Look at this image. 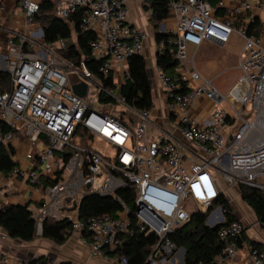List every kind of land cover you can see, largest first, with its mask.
<instances>
[{
  "label": "built area",
  "instance_id": "built-area-1",
  "mask_svg": "<svg viewBox=\"0 0 264 264\" xmlns=\"http://www.w3.org/2000/svg\"><path fill=\"white\" fill-rule=\"evenodd\" d=\"M17 1L24 28L15 32L17 43L7 37L0 54V71L9 79V88L0 90V122L19 133L25 145V166L16 164L10 173L25 179L39 197L29 208L37 231L45 219H66L73 232L86 228L90 233L80 237L93 256L114 264H128L126 257L109 254L125 236L154 235L147 264H182V252L170 235L191 218L187 199L204 211L227 197L230 187L244 185L264 193V46L247 32L250 2H170L172 24H159L158 31L167 37L155 40V59L169 54L173 74L157 63L152 67L167 109L160 122L150 109H137L118 93L129 77V59L144 54L148 38L145 29L129 22L127 0H53L61 19L83 10L79 27L95 34L88 46L96 73L86 66L89 58L75 62L57 50L64 48L63 39L44 40L43 28L32 21L41 0ZM256 4L264 9V0ZM5 10L0 2V16ZM234 34L242 47L226 78L205 76L195 67L194 53L188 57L189 45L198 48L208 41L223 46ZM79 82L87 85L83 97L72 90ZM90 86L95 87L93 100ZM101 95L110 100L98 109ZM112 107L120 115L112 114ZM14 132L0 135V144H8ZM96 139L113 149L111 158L93 148ZM121 189L129 192L131 205L117 195ZM89 194L110 196L121 209L115 216L80 220L79 204ZM221 214L219 207L213 210L210 223L221 222ZM244 229L240 219L219 228L218 264L232 262L240 243L251 264H264V249L244 241Z\"/></svg>",
  "mask_w": 264,
  "mask_h": 264
},
{
  "label": "trees",
  "instance_id": "trees-1",
  "mask_svg": "<svg viewBox=\"0 0 264 264\" xmlns=\"http://www.w3.org/2000/svg\"><path fill=\"white\" fill-rule=\"evenodd\" d=\"M172 0H143V8L149 12V21L154 30L156 41L165 39L167 36L158 31L159 24L167 18L169 4ZM216 6L219 0H204ZM82 9L75 11L69 20L59 18L54 13L53 0H41L40 6L32 21L38 23L43 28L44 40L48 43H57L63 39L65 46L57 48L67 59L79 62L82 57H91L89 42L95 38V34L90 31H83L79 27ZM261 22L257 17L252 18L248 23V34L258 35L260 33ZM156 63L168 74H173L174 62L169 54H158ZM86 66L93 73L97 70L94 61L89 58ZM129 77L124 79L118 88V93L122 94L129 105L141 110H149L153 107V87L147 70V62L143 55L132 56L128 61ZM110 78V77H109ZM103 80V79H102ZM106 86H111L110 79H104ZM9 88L8 75L0 71V90ZM109 98L101 95L98 102L101 104L109 102ZM100 109V107L98 108ZM14 132L7 125L0 122V135ZM14 149L9 144H0V171L4 174L10 173L16 163L12 160ZM117 195L126 200L131 205L129 192L121 189ZM241 199L249 206L256 216L259 224L264 228V193L256 188L244 186L240 187ZM213 204L219 205L222 209L223 220L210 226L206 223ZM209 205L207 211L195 210L191 214L190 220L175 230L170 237L179 248H184L183 264H218L216 256L221 251L222 242L218 238L217 232L220 227L227 225L235 219L228 199L224 196L218 198ZM121 209L120 203L110 196H100L89 194L82 198L78 208V218L85 221L91 216L104 213L115 216ZM0 227L10 238L20 239L26 242L37 237L35 220L31 216L29 204H11L0 208ZM243 232V235L245 233ZM73 233L71 223L68 220L55 221L45 219L42 223L40 237L53 241L56 244L64 243ZM81 234L90 237V233L85 228ZM154 235L134 232L123 238L122 244L109 254L124 256L128 264H147L146 259L155 242ZM257 249H264V246L253 240H247ZM45 258H38L36 262H43ZM33 262V263H36Z\"/></svg>",
  "mask_w": 264,
  "mask_h": 264
},
{
  "label": "crops",
  "instance_id": "crops-1",
  "mask_svg": "<svg viewBox=\"0 0 264 264\" xmlns=\"http://www.w3.org/2000/svg\"><path fill=\"white\" fill-rule=\"evenodd\" d=\"M228 1L231 2L238 0ZM245 1H248L253 5L250 12L252 18L257 17L261 22L260 33L257 36L260 38L261 43L264 46V9L256 4V0ZM0 2H3L6 7L5 13L0 16L1 54L5 49V41L8 36H12L15 43L18 42V37L15 32L24 28V15L17 0H0ZM143 4V0H127L128 19L130 23L142 27L147 32L148 38L145 42L143 56L145 57L146 62L148 61L147 66L150 64L153 67L156 63L154 30L151 22L149 21V12L144 10ZM162 22H165L167 25L172 24V20L168 18V16ZM227 43L223 46H217L211 42L205 41L198 48H194L191 45H189L188 48H191V50L194 51V55L199 59V63H205V65H207L210 62V57L213 56L215 50L224 48ZM240 50L237 58L240 54ZM224 66L222 69L226 67ZM212 70L213 69L208 70L207 73H204L202 70L199 71L210 78ZM215 75L216 73L213 76ZM155 85L157 87L156 82ZM152 89H154L152 91L153 107L150 109V113L155 120L161 122L167 115L165 101L161 96L159 88ZM8 144L14 149L12 160L21 167L25 166L26 160L23 156L25 145L21 142L19 133L14 132ZM38 200L39 197L37 193L25 181V179L15 177L14 175H11V173L4 174L0 171V208L11 204H29L30 208L31 206L37 205ZM232 212L235 219H240L245 224L246 230L243 235V240H253L264 246V229L260 226L253 211L248 207L247 213L250 215L248 219L237 210L232 209ZM219 220L221 221L220 216ZM258 225L260 226L259 228H257ZM251 227H254V229L250 230ZM3 235H5V238H2ZM80 236L81 232H73L71 236L62 244H56L51 240L40 237L39 235L32 241L26 242L20 239L10 238L0 227V264H17L22 261L33 263L36 262L35 260L38 258L56 261L69 260L73 264H114L93 256L89 247L81 241ZM224 264H251L247 258L245 245L240 243L233 261Z\"/></svg>",
  "mask_w": 264,
  "mask_h": 264
},
{
  "label": "rangeland",
  "instance_id": "rangeland-1",
  "mask_svg": "<svg viewBox=\"0 0 264 264\" xmlns=\"http://www.w3.org/2000/svg\"><path fill=\"white\" fill-rule=\"evenodd\" d=\"M224 1H225V4L229 3L228 0H224ZM241 46H242V39L234 34L233 36H231L230 40L228 41V43L226 44V46L224 48H219V49L215 50L213 56L210 57V62L207 65H205V63H199V59L197 57H195V66L199 70H202L204 73H207L208 70L213 69L212 72L210 73L211 74L210 78L215 73L218 76L222 75L224 78H226L227 77L226 73L228 71H231L234 68V66L236 67L237 55H238V52H239ZM193 53H194V51L191 50V48L190 49L188 48V57H190L192 59ZM227 64H229V65H227ZM224 65L225 66L227 65V66L225 67ZM223 66L225 67L224 69H222ZM147 70H148V74L150 76L152 87L153 88H157L156 85H155L156 81L154 80V71H153V68H152V66L150 64H148ZM212 78H214V76ZM94 90H95V87L94 86H90L89 91H88L92 100L94 99V97H93V91ZM95 107L96 108H99V107L103 108V107H106V106H103L102 104L97 103L95 105ZM109 110L114 115L115 114L120 115L119 114L120 112H118V108L114 109V107H112V108H109ZM93 148L98 150L103 156H106V157H109V158H111V156L114 153L112 148H110L106 144H103L98 139H96L93 142ZM226 198L228 199V202H229V204L231 206V209L237 210L239 213L243 214L247 219L249 218L250 215H249V213H247L249 206L241 199L239 187H237V186L230 187L229 190H228V195H227ZM218 207L220 208V210L222 209L219 205L213 204V206L211 207L209 213L211 211L215 210ZM185 209L188 212L192 213L193 211L197 210V206L190 199H187L186 203H185ZM202 211H203V209H202ZM205 211H207V210H205ZM209 224H211V223L209 222ZM260 226L258 225L257 228H259ZM251 229H254V227H251L250 230ZM40 233L41 232L37 231V236Z\"/></svg>",
  "mask_w": 264,
  "mask_h": 264
},
{
  "label": "water",
  "instance_id": "water-1",
  "mask_svg": "<svg viewBox=\"0 0 264 264\" xmlns=\"http://www.w3.org/2000/svg\"><path fill=\"white\" fill-rule=\"evenodd\" d=\"M86 89H87V85L84 83V82H79V83H74L72 84V90L75 94H77L78 96H85L86 94ZM220 218L223 219V215L221 214L220 215ZM209 218L207 219L206 223L210 226H213L215 224L211 223L209 224ZM181 252H182V255H181V262L183 264V254H184V248H180Z\"/></svg>",
  "mask_w": 264,
  "mask_h": 264
}]
</instances>
